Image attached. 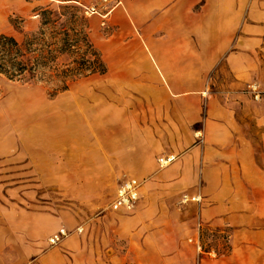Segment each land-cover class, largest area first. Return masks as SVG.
<instances>
[{
    "label": "crops",
    "instance_id": "obj_1",
    "mask_svg": "<svg viewBox=\"0 0 264 264\" xmlns=\"http://www.w3.org/2000/svg\"><path fill=\"white\" fill-rule=\"evenodd\" d=\"M101 15L114 25L94 44L104 73L46 107L8 102L16 119L0 125V264H264V227H236L242 256H201L183 240L195 218L243 222L226 214L245 200L237 185L264 183L243 121L244 89L264 90V0H120ZM254 120L264 125V113ZM127 178L140 182L134 209L97 208ZM198 188L203 200L181 202ZM61 227L69 234L50 245Z\"/></svg>",
    "mask_w": 264,
    "mask_h": 264
},
{
    "label": "rangeland",
    "instance_id": "obj_2",
    "mask_svg": "<svg viewBox=\"0 0 264 264\" xmlns=\"http://www.w3.org/2000/svg\"><path fill=\"white\" fill-rule=\"evenodd\" d=\"M119 2L120 0H0V33L13 35L20 41L23 39L25 32L34 31L38 27V17L35 10L41 7L57 8L60 5L69 4L77 7L88 18L90 38L97 48L100 49L104 46L102 43H104L105 38L113 30L114 26L111 22L101 23V14H107L112 9V6ZM91 7L93 8V12L86 13L85 11ZM20 19L22 21H19ZM16 22H19V27H15L14 24ZM72 87H75V85ZM259 87V99H254L249 94V87L244 89L248 93L247 98L250 111H248L246 116H243L244 113L242 111L239 112L238 110V112L244 117L245 128L253 139L255 155L259 164L264 168V141L260 137L261 133L257 132L261 128L264 130V125L257 126L254 120L255 115L264 113V90L262 91L260 85ZM35 98L42 99L45 102L42 103L44 107L48 104L47 101L51 96H49L48 87L43 82L9 80L0 75V125L7 124V121L10 123V120L15 121L16 119L13 112L6 109L8 102L17 99L30 102ZM32 117L31 113L25 112L23 114V121L31 123ZM46 117L48 115L45 113V116L39 118L40 120H44ZM26 126L30 127L31 125L28 124ZM239 186L244 190L240 194L241 196H245V200H235L232 204L234 205L235 203V208L227 211L226 214H231L233 217L239 216L241 213L245 214L243 222L236 220L231 224L225 223L223 220L226 216L221 213L204 220L202 217H199L198 220L195 218V224L193 222L186 225L187 230L183 240L189 244H193L194 251L201 256L217 258L227 253L230 254L231 251L235 255H246V250L240 246L239 231L236 230V227H264V183L262 184V188L261 185H237V187ZM199 190L200 188L191 195L188 192L183 193L181 202L190 200H185L184 195L196 197L197 200L194 201L203 200L201 199ZM106 195L105 199L97 207L100 210H110L109 205L114 194L108 193ZM245 222H249L250 225L243 226Z\"/></svg>",
    "mask_w": 264,
    "mask_h": 264
},
{
    "label": "trees",
    "instance_id": "obj_3",
    "mask_svg": "<svg viewBox=\"0 0 264 264\" xmlns=\"http://www.w3.org/2000/svg\"><path fill=\"white\" fill-rule=\"evenodd\" d=\"M35 11L38 27L25 32L22 40L0 33V75L43 82L53 97L78 79L106 71L83 12L69 4ZM14 25L20 26L19 22Z\"/></svg>",
    "mask_w": 264,
    "mask_h": 264
},
{
    "label": "built area",
    "instance_id": "obj_4",
    "mask_svg": "<svg viewBox=\"0 0 264 264\" xmlns=\"http://www.w3.org/2000/svg\"><path fill=\"white\" fill-rule=\"evenodd\" d=\"M86 13L93 12V8H88ZM250 94L253 96L254 99H259L260 96V87L257 82H252L249 84ZM174 159L173 155L167 156H160L157 158V162L159 166H165L169 164ZM139 187L140 182L135 178H127L122 181L117 189L114 196V199L110 203L111 210H123V211H130L134 209L137 200L139 198ZM185 200L192 199L197 200L196 197H188L184 195ZM81 229L78 227L77 231ZM69 234L64 227L59 228L57 231L52 233L49 238L48 242L50 245H56L60 242L63 238H65Z\"/></svg>",
    "mask_w": 264,
    "mask_h": 264
},
{
    "label": "bare ground",
    "instance_id": "obj_5",
    "mask_svg": "<svg viewBox=\"0 0 264 264\" xmlns=\"http://www.w3.org/2000/svg\"><path fill=\"white\" fill-rule=\"evenodd\" d=\"M14 101H16V100H14ZM18 101H19V100H18ZM12 104L15 105V103H13V102H12ZM9 106H10V104H9ZM9 108H11V107H8V109H9Z\"/></svg>",
    "mask_w": 264,
    "mask_h": 264
}]
</instances>
